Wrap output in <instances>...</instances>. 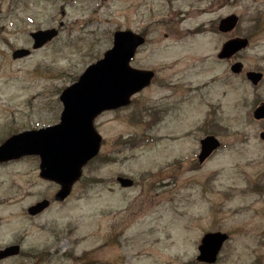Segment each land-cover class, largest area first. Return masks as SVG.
Returning a JSON list of instances; mask_svg holds the SVG:
<instances>
[{"label":"rangeland","instance_id":"rangeland-1","mask_svg":"<svg viewBox=\"0 0 264 264\" xmlns=\"http://www.w3.org/2000/svg\"><path fill=\"white\" fill-rule=\"evenodd\" d=\"M212 1L213 13L173 23L147 14L143 0H0V137L57 123L61 91L113 46L117 29L147 33L132 65L156 72L129 106L96 119L100 153L65 201H55L59 186L40 176L37 157L0 168V249L22 246L0 264H206L197 255L208 231L229 235L215 264H264V120L253 117L264 79L246 77L264 73V0ZM232 13L234 31L212 28ZM52 27V41L12 58L32 48V31ZM235 36L249 47L218 59ZM207 133L221 147L200 165ZM122 174L135 184L121 187ZM45 198L48 209L27 212Z\"/></svg>","mask_w":264,"mask_h":264},{"label":"water","instance_id":"water-1","mask_svg":"<svg viewBox=\"0 0 264 264\" xmlns=\"http://www.w3.org/2000/svg\"><path fill=\"white\" fill-rule=\"evenodd\" d=\"M239 17L231 14L223 18L219 29L222 32L232 31L238 24ZM56 29L32 32L33 49L44 46L57 36ZM145 42L143 36L131 30H121L114 34L113 47L106 51L104 57L90 64L79 76L78 80L67 86L60 94L63 110L60 121L40 129L26 130L10 136L0 145V162L18 159L27 155H39L41 177L55 181L61 185L57 193L58 200H64L71 191L73 183L82 175V168L94 158L101 146L102 137L94 125L95 118L105 110L116 109L130 103L136 92L147 87L153 71L131 67L137 48ZM249 45L246 37L231 38L223 44L218 54L220 59L230 58ZM31 50L19 48L13 52V58L30 55ZM243 63L238 61L231 66L234 73H240ZM247 78L254 85L263 79V73L248 71ZM256 119H264V103L254 111ZM264 139V132L261 133ZM199 159L203 162L220 146L219 139L207 135L201 140ZM122 186L133 185V180L119 177ZM50 205L44 199L28 208L31 215L42 212ZM228 239L224 232H208L201 239L198 260L215 263L218 254ZM19 245L9 246L0 251V258L17 254Z\"/></svg>","mask_w":264,"mask_h":264},{"label":"flooded vegetation","instance_id":"flooded-vegetation-1","mask_svg":"<svg viewBox=\"0 0 264 264\" xmlns=\"http://www.w3.org/2000/svg\"><path fill=\"white\" fill-rule=\"evenodd\" d=\"M220 2L222 5L218 4L217 7H223L227 5L229 3V0H219L218 3ZM140 6L144 7L146 13L150 15H153V14L162 15V14H165L166 12L167 15L173 16L170 19V22H173V23L175 22L180 23V21L185 19L184 16L206 15L209 13H213L215 11L214 2L212 0H143ZM221 19L222 18H220V20ZM219 22L215 25V21H213L211 23L212 28H217L219 25ZM141 34L147 37L146 32L141 33ZM146 69H150V68H146ZM161 112L166 115V113L168 112V109L166 107H163ZM1 134H2V130H1ZM4 140H5V136L0 137V144H2ZM198 150L200 151V145L198 147ZM196 156H198L197 153H196ZM209 158H211V156ZM19 160L0 162V168L4 167L6 164H12ZM12 257L14 256H10L4 259L5 260L11 259Z\"/></svg>","mask_w":264,"mask_h":264}]
</instances>
